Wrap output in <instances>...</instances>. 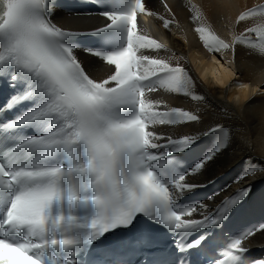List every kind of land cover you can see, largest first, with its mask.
Listing matches in <instances>:
<instances>
[{"label": "snow or ice", "instance_id": "1", "mask_svg": "<svg viewBox=\"0 0 264 264\" xmlns=\"http://www.w3.org/2000/svg\"><path fill=\"white\" fill-rule=\"evenodd\" d=\"M93 2L104 8L99 14L110 22L81 33L52 21L54 0H0V79L20 87L0 107V115L31 105L0 122V264H82L78 254L117 229L136 230L129 244L147 248L151 235L139 228L141 219L173 234L177 253L202 252L205 245L213 246L212 240L193 234L220 228L249 194V188L239 189L211 211L201 201L180 203L204 186L189 178L200 175L227 146L230 130L216 124L166 139L150 130L152 124L199 120L179 108L158 112L146 96L158 86L184 89L185 69L137 54L163 48L138 34L137 13L147 11L143 0ZM257 11L264 14V6L239 14L238 22ZM170 23L165 20L164 26ZM196 31L212 51L232 47L204 27ZM245 31L264 41V27ZM85 34L98 38L85 51L111 66L107 78H90L74 54L75 37ZM236 42L255 47L247 37ZM25 128L34 134L26 135ZM201 136L212 137L213 144L189 163L184 157ZM255 171L249 165L236 182ZM197 210L201 219H184ZM259 231L264 223L239 233L223 261L214 264H245L244 241ZM173 264L184 262L177 257Z\"/></svg>", "mask_w": 264, "mask_h": 264}, {"label": "bare ground", "instance_id": "2", "mask_svg": "<svg viewBox=\"0 0 264 264\" xmlns=\"http://www.w3.org/2000/svg\"><path fill=\"white\" fill-rule=\"evenodd\" d=\"M256 1L159 0L155 3L159 13L174 18L175 30L178 32L176 35H166L168 50H171V56L176 55L167 62L173 64L180 59L186 69L183 77L187 86L169 101L184 105L186 111L199 117L196 122L185 123L175 134L177 137L195 134L216 124L230 130L227 146L208 163L200 175L191 179L193 183L210 180L236 164L238 166L234 174L237 178L249 165L256 166V171L236 182V186L264 179V53L245 43L236 42L248 33L245 29L250 24H257L251 18L243 22L237 20V15ZM187 14L206 22L214 29L216 36L232 47L214 51L213 59L210 60L194 34L187 29ZM66 20L82 29H93L102 24L83 23L89 18ZM91 63L101 66L96 60ZM194 95L202 99H193ZM260 188H264V183ZM251 241L255 246L264 245V231L256 234Z\"/></svg>", "mask_w": 264, "mask_h": 264}]
</instances>
